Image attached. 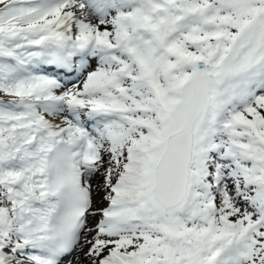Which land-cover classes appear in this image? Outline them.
Listing matches in <instances>:
<instances>
[{
  "label": "snow or ice",
  "instance_id": "1",
  "mask_svg": "<svg viewBox=\"0 0 264 264\" xmlns=\"http://www.w3.org/2000/svg\"><path fill=\"white\" fill-rule=\"evenodd\" d=\"M0 264H264V0H0Z\"/></svg>",
  "mask_w": 264,
  "mask_h": 264
}]
</instances>
